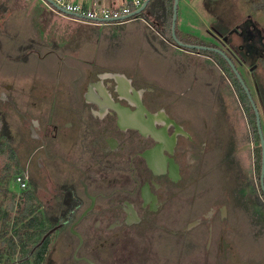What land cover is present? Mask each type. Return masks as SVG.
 <instances>
[{
    "label": "flooded vegetation",
    "instance_id": "flooded-vegetation-1",
    "mask_svg": "<svg viewBox=\"0 0 264 264\" xmlns=\"http://www.w3.org/2000/svg\"><path fill=\"white\" fill-rule=\"evenodd\" d=\"M212 30L209 41L185 32L197 40L185 44L206 48L197 50L204 69L218 77L204 79L195 106L186 91L178 94L190 106L183 120L158 105L152 86L91 62L82 71L67 66L72 75L65 82L31 84L6 99L21 120L10 133L18 162L17 136L28 133L19 169L47 228L42 264H264V217L252 211L257 202L264 207V149L252 103L264 141L262 110L233 58L236 50L214 44L225 37L217 26ZM252 85L262 104L257 80ZM35 170L45 180V197ZM240 212L251 220L239 219Z\"/></svg>",
    "mask_w": 264,
    "mask_h": 264
},
{
    "label": "rangeland",
    "instance_id": "rangeland-1",
    "mask_svg": "<svg viewBox=\"0 0 264 264\" xmlns=\"http://www.w3.org/2000/svg\"><path fill=\"white\" fill-rule=\"evenodd\" d=\"M79 1L80 0H76L73 2L79 5ZM39 4H42L44 7L43 10L48 12L42 0L0 1L1 12L5 10L4 8H8L9 6V11H7L8 14L0 16V97L4 96L5 98L3 100L2 98L0 99V116L7 124L12 136H14L15 131L19 129V124H21L19 121L21 120L15 117L13 107L6 99L10 96L17 98L18 95H24L31 84L37 86L43 85L46 88H51V86H53L52 82L56 79H59L58 81L60 83L65 82L67 77H71L72 75V71L67 69V66L71 67L72 65H77L82 71V68L85 67L86 64L85 62H81L82 60L79 61L78 57L76 61L72 59V53L75 52L73 49H80L83 47V55H85V57H90L91 55V53L87 51V47L92 40V34L88 29V26L91 24L74 21L71 16H61L64 18L56 16L57 19L51 21L50 18L39 13L38 6H41ZM3 5L5 6L3 7ZM103 8L109 9L108 7ZM216 15H218V21L214 18ZM69 20L74 22L71 23ZM152 20L153 22L150 23L151 26H154H152L151 29H147V31L149 33L153 31V35L157 38L156 32L161 35L164 29L159 26L161 23L156 21L157 19L154 18ZM139 24L141 25L139 22H131L127 23L125 26L115 27L118 28V30L120 28L127 29L124 32L123 40L120 42V47L123 52L121 51V54L110 52L111 57L114 59L113 62L121 64L123 67L126 65L132 67L141 61V64L144 63L143 68H145V72L148 76L157 77L159 80L166 79L167 70L171 76L170 81L172 85H174V90L177 93L181 90H183V93L186 91L189 95L188 97H193L195 94V86L198 87L199 85L192 83L185 89L178 83L182 72V66H180L181 61H172L169 68L165 67L162 62L157 66L155 60L149 63L151 61V53L148 54L143 52L144 50L142 49V42L140 39L141 35L136 31V29L140 27ZM251 24L254 26L258 25L259 28L250 31ZM211 25L213 28L214 26L224 28L223 30L219 28V30L224 34L225 40L223 39L217 42L213 40L212 42L218 47L225 49L230 54L232 49L236 50V54H233V58L239 63L240 72L244 73L246 83L251 92L255 95V103L258 109L262 110L261 116L264 120V102L261 104V102L259 103L257 101V96L252 88V84L257 80L258 87L260 86V91L264 94V68L261 62L264 61V7L260 6L257 0H179L175 24V36L177 40L183 43L197 41L187 36L185 31H181L188 27L191 29L195 38L209 41L211 38H208L207 31H213ZM167 31H165V34H167ZM247 31L250 32L248 33ZM46 33L47 37L45 35ZM60 43H63V48L59 47L61 46ZM229 47H231V49H229ZM215 58L217 59V57ZM241 61H244V64H242ZM205 65V60L201 61L200 67L203 68ZM251 65H255L256 68L250 73L248 67ZM205 72L210 80L217 83L216 79L218 74L212 73L209 69L208 71L205 70ZM63 73H67L68 76L61 77ZM191 81L192 80L189 79L187 82L191 83ZM200 87L204 91L201 85ZM258 87L257 91H259ZM177 98L180 100L184 99L179 98L178 94ZM224 99L226 108H232L231 101L229 100L230 98L224 97ZM25 101V99L20 100V102H17V105L21 107ZM191 101L192 104L198 103L194 98H191ZM193 106L195 105L193 104ZM187 108H190L189 103H187ZM183 115L181 111L176 113V116L180 120H183ZM14 123L18 127H14ZM20 133V137L22 138L20 140L17 136V141L21 144L18 143L15 147L21 152V161L19 160V162L23 171L25 154L23 156L22 148L24 144L21 141H23L24 138L27 139L28 133ZM22 135H24V138ZM8 165L10 169L6 170L5 167ZM13 172V163L5 155H0V264H13V261L17 257V255H8L6 240L11 235V224L15 221V215H17L16 209L18 205L21 204L20 202H22L21 192L26 188L21 189L19 187ZM19 174L24 178L21 171ZM35 176V182L37 183L35 185L38 187L37 192L44 195L43 189L46 190L45 180L37 171ZM52 180L55 184L56 178L54 175L52 176ZM176 187L177 189L184 188V184L181 183ZM42 202L44 201L42 200L41 203ZM261 204L262 203L257 202L256 207H254L252 211L260 213L262 219L264 217V207ZM4 214H7L6 218H4ZM248 214L249 213L240 212L239 219L244 221L251 220ZM194 215L195 214H192L190 217L184 219H192ZM4 225L8 226L6 237H4Z\"/></svg>",
    "mask_w": 264,
    "mask_h": 264
},
{
    "label": "crops",
    "instance_id": "crops-1",
    "mask_svg": "<svg viewBox=\"0 0 264 264\" xmlns=\"http://www.w3.org/2000/svg\"><path fill=\"white\" fill-rule=\"evenodd\" d=\"M65 1L73 4H78L73 2L76 0H65ZM165 1L163 3L159 0H154L150 8H148L147 11L144 12V16L142 18L131 20L127 23H131V22L141 23V25L139 24L140 27H138L136 31L139 32V35H141L140 39L142 42V49L144 50L143 52L148 54L151 53V61L149 63H152V61L155 60L157 66L162 62L165 67L169 68L170 65L172 64L171 63L172 61L173 62L181 61L180 66H182V72L180 74L181 78H179L178 83L181 85L182 88L185 89L187 86L191 85L192 83L195 85H199L198 87L195 86V94L192 97L195 99L196 102H198L196 104H199L201 102V96L203 93V90L200 87V85L202 86V83L204 82L203 79L207 77L204 67L203 68L200 67V63L201 61L204 60V58L201 55V53L197 50H196L197 52H193L190 50L180 49L177 48L175 44H172L170 41H167L168 39H166V34H165V31H167V27H168L167 19L165 17V9H166L165 6L167 4ZM131 3L132 0H80L79 1V5L83 6L84 8H88V7L92 8L95 5L102 8L103 7L118 8V7H123L125 5H129L132 7ZM161 3H162V8H161L162 14H160V16H157V14H155V9ZM39 5H41L38 6L39 13L44 14L46 17L50 18L51 21L57 19L56 16L60 18H64L53 14L47 8L46 9L48 12L44 11L43 10L44 7L42 6V4ZM154 18L157 19L156 21L161 23V25L159 26L164 29L163 31L164 33L162 32L163 35L162 34L160 35L158 32H156L157 38L153 35L154 34L153 31L152 32L150 31L151 33L147 31V29H151L152 26H154V25L151 26L150 23L153 22L152 19ZM69 22L73 23L74 21L69 20ZM127 23L120 25L118 24L107 25L101 27L95 25L88 26L89 32L92 34V40L87 47L88 48L87 51L90 52L91 55L90 57L89 56L85 57V55H83L84 49L82 47L80 49H73L75 50V52L72 53V59L76 61L78 57L79 61L82 60L81 62H85V63L91 62L96 68V70H112V71L118 70L125 73L126 76L135 77L139 81L145 82L146 84L153 86L156 92L158 105H160L161 107H166L167 109H171L173 111L183 112L186 107V99L180 100L177 104L176 102H174L176 95L177 94L182 95L183 90H181L179 93H177L174 90V85H172L170 81L171 76L167 70H166L167 72L166 79L159 80L157 79V77L148 76V74L145 72V68H143L144 63L141 64L140 63L141 61L133 65L132 67H130L129 65L123 67L121 64H116L113 62L114 59L113 57H111L110 52H115V53H120L121 51L123 52L122 48L120 47V42L121 40H123L124 32L127 29V28L126 29L120 28L118 30V28L115 27L125 26ZM219 28L224 29L223 27L218 26V29ZM188 29L190 30V28L186 27L181 31L186 32L188 31ZM45 35L47 37V33ZM62 44L59 47H62ZM64 76L67 77L68 74L63 73L61 77ZM189 79L192 80L191 83L187 82ZM23 98L20 97V100H24ZM181 98H183V96Z\"/></svg>",
    "mask_w": 264,
    "mask_h": 264
},
{
    "label": "trees",
    "instance_id": "trees-1",
    "mask_svg": "<svg viewBox=\"0 0 264 264\" xmlns=\"http://www.w3.org/2000/svg\"><path fill=\"white\" fill-rule=\"evenodd\" d=\"M1 2L3 0H0ZM154 0H151L146 8H150ZM164 3L165 0H159ZM165 17L167 19V34L166 38L173 44L171 37V20H172V4L173 0H166ZM260 6L264 7V0H259ZM5 5H3L4 7ZM7 6V5H6ZM0 11V16L7 15L8 8ZM142 12L139 17L144 16ZM162 14V13H161ZM213 54V53H212ZM217 58L224 61L218 54H213ZM11 135L7 124L0 116V155H5L12 163L14 167V178L20 176L19 162L11 148ZM6 170L10 169V166L5 167ZM19 174V175H18ZM21 177V176H20ZM23 178V177H21ZM22 202L16 209L17 215H15V221L11 224V235L6 240V250L9 256L17 255V261L19 264H42L45 254L47 252L49 240L45 238L42 242V238L46 233L47 228L44 226V221L40 212L36 211V206L39 205L34 194L28 190L21 192ZM7 214H4V218ZM5 228V236L7 235V225ZM6 264V263H4ZM9 264V263H7Z\"/></svg>",
    "mask_w": 264,
    "mask_h": 264
},
{
    "label": "built area",
    "instance_id": "built-area-1",
    "mask_svg": "<svg viewBox=\"0 0 264 264\" xmlns=\"http://www.w3.org/2000/svg\"><path fill=\"white\" fill-rule=\"evenodd\" d=\"M45 7L55 15L71 16L74 21L86 22L95 26L120 25L131 20L141 18L139 16L127 18L133 11L139 8L144 0H132V7L125 5L119 8H101L93 6L92 8H84L80 5L69 3L65 0H52L58 8L42 0ZM21 189L25 188L26 181L24 178L17 176L15 178Z\"/></svg>",
    "mask_w": 264,
    "mask_h": 264
},
{
    "label": "water",
    "instance_id": "water-1",
    "mask_svg": "<svg viewBox=\"0 0 264 264\" xmlns=\"http://www.w3.org/2000/svg\"><path fill=\"white\" fill-rule=\"evenodd\" d=\"M45 1H47L49 4L53 5L54 7L58 8V6L52 0H45ZM150 1L151 0H144L142 2L141 6L139 8H137L135 11H133L127 18L139 16L147 8V6H148ZM178 1L179 0H173V4H172L171 37H172L173 44H175V46L177 48L185 49V50L186 49L187 50H190V49L191 50H206V48H204V47L185 44V43L180 42L179 40H177V38L175 36V24H176V19H177ZM215 51L218 54L223 56V58L227 61V63L230 65V67L234 70V72L236 74V70L234 69V66L231 63V61L225 55H223L220 51H218V50H215ZM114 77H116V76H114ZM238 78H239L240 82L242 83L240 77H238ZM252 107L254 109L255 116H256V122H257V126H258V131H259V134H260L261 145H262V148L264 149V141H263V138H262V135H261V132H260V127H259V115H258L257 109H256V107L254 106L253 103H252ZM263 157H264V154H263ZM263 164H264V162H263ZM262 169H263V166H262ZM46 236L47 235L43 236L41 242L46 238Z\"/></svg>",
    "mask_w": 264,
    "mask_h": 264
}]
</instances>
